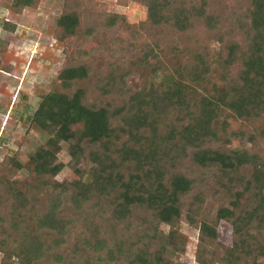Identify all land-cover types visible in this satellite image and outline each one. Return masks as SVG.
Wrapping results in <instances>:
<instances>
[{
  "label": "trees",
  "instance_id": "trees-1",
  "mask_svg": "<svg viewBox=\"0 0 264 264\" xmlns=\"http://www.w3.org/2000/svg\"><path fill=\"white\" fill-rule=\"evenodd\" d=\"M115 1L146 19L64 0L56 36L70 50L31 118L52 136L27 164H1L0 264H173L169 251L186 254L183 214L197 264H264V0ZM64 143L92 164L76 182L57 180Z\"/></svg>",
  "mask_w": 264,
  "mask_h": 264
},
{
  "label": "rangeland",
  "instance_id": "rangeland-1",
  "mask_svg": "<svg viewBox=\"0 0 264 264\" xmlns=\"http://www.w3.org/2000/svg\"><path fill=\"white\" fill-rule=\"evenodd\" d=\"M106 4L110 12L126 15L131 23L146 19V9L141 5L130 3L119 6L116 1L98 0ZM13 0H0V39L7 43V50L0 54V170L7 158H16L21 164L28 163L29 155L38 147L48 142L52 133L39 132L31 125V118L37 111L42 99L58 82V75L66 62L65 50H70L68 42L61 43L56 36V22L63 10L64 0H41L38 8H26L21 14L11 10ZM5 22L16 25L15 32L6 31ZM219 46L212 43V54ZM152 62V59H149ZM145 79L136 78L132 85L144 88ZM238 130L240 122H232ZM240 149L236 142L232 146ZM65 169L58 176L59 182L78 181L75 173L78 167L90 171L92 164L88 160H75L64 143L58 154ZM25 179V174L19 176ZM230 208L231 205L227 204ZM178 230L187 237L186 254L178 255L168 252V259L173 264H197L196 249L198 230L190 226V218L183 214L178 222ZM165 233L170 227L161 225ZM219 241L226 247L232 246V227L225 221L219 225ZM0 254V262L2 261ZM19 264V263H14Z\"/></svg>",
  "mask_w": 264,
  "mask_h": 264
}]
</instances>
